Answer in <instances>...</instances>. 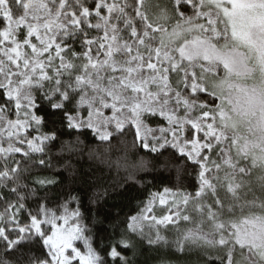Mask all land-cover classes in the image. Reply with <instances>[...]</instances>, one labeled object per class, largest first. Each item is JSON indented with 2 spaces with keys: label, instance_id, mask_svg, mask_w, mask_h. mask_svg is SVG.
Masks as SVG:
<instances>
[{
  "label": "snow or ice",
  "instance_id": "6c2138e0",
  "mask_svg": "<svg viewBox=\"0 0 264 264\" xmlns=\"http://www.w3.org/2000/svg\"><path fill=\"white\" fill-rule=\"evenodd\" d=\"M149 261L264 264V0H0V264Z\"/></svg>",
  "mask_w": 264,
  "mask_h": 264
},
{
  "label": "trees",
  "instance_id": "16d2710c",
  "mask_svg": "<svg viewBox=\"0 0 264 264\" xmlns=\"http://www.w3.org/2000/svg\"><path fill=\"white\" fill-rule=\"evenodd\" d=\"M122 155V151H118L117 148H113L110 153V162L112 163V174H116V161L117 157ZM93 163L92 161L87 160V158L79 159V164L84 168L85 171L88 170V164ZM101 167H106L104 165H101ZM191 171V169H189ZM121 174H123V169H120ZM168 173H165L163 177L158 176L157 179L152 182V177H147V179L150 181L149 186L145 189L141 186H136L133 188H130L127 192L114 196L111 200L108 202V207L106 210H111L113 213H115L119 208H123V211L121 212V215L124 214V212H132L135 210H138L136 208V205L140 203V206L143 207V203H146L148 199H150V193H156V192H162L165 187L171 188L174 192L179 188L181 190L187 189V185L189 183V180L185 179L183 181L177 182L175 180V177L173 175V178L171 181L168 179ZM139 189V190H138ZM191 190V189H187ZM115 205V207H113ZM72 207H75L73 205ZM156 215L162 216L163 212L159 211L156 212ZM91 227V225H90ZM149 264H160V261H149Z\"/></svg>",
  "mask_w": 264,
  "mask_h": 264
},
{
  "label": "rangeland",
  "instance_id": "374dc122",
  "mask_svg": "<svg viewBox=\"0 0 264 264\" xmlns=\"http://www.w3.org/2000/svg\"><path fill=\"white\" fill-rule=\"evenodd\" d=\"M166 198L171 199L172 197L169 195ZM167 210H168L167 209V206L160 205L159 204V200L157 199L156 202H155V204L153 205V214L156 215V212H159V211H162L163 214H165L167 212ZM156 216H158V215H156Z\"/></svg>",
  "mask_w": 264,
  "mask_h": 264
}]
</instances>
